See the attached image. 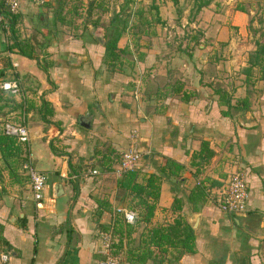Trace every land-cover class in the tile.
Listing matches in <instances>:
<instances>
[{
    "label": "crops",
    "instance_id": "1",
    "mask_svg": "<svg viewBox=\"0 0 264 264\" xmlns=\"http://www.w3.org/2000/svg\"><path fill=\"white\" fill-rule=\"evenodd\" d=\"M19 4L20 36L37 57L0 52V66L6 61L20 84L17 94L0 87L14 100L0 99V124L27 126L22 147L47 187L33 199L26 162L17 155L5 163L0 153V264H98L106 229L119 264H264V79L246 68L261 38H163L152 22L138 30L134 18L111 58L102 38L109 21H86V6L77 17L86 30L63 26L44 38L31 21L39 4ZM130 147L140 154L137 181L157 174L160 186L150 220L127 229L115 208L137 197L115 170ZM238 167L247 206L228 213L208 194ZM186 222L193 239L183 244Z\"/></svg>",
    "mask_w": 264,
    "mask_h": 264
},
{
    "label": "trees",
    "instance_id": "2",
    "mask_svg": "<svg viewBox=\"0 0 264 264\" xmlns=\"http://www.w3.org/2000/svg\"><path fill=\"white\" fill-rule=\"evenodd\" d=\"M76 1L77 0H72V3L69 4L67 0H43L42 3L39 4L41 9L38 8L39 10L37 9L34 13V18L31 19L33 24H35V29L42 32L44 38H56L63 26L75 28L78 26L77 17L81 15L80 9H82L83 6L87 7V11L90 10L88 14H90L94 8H100L103 11L107 9L104 0H88L86 3L84 2L85 4H83L81 0H78L79 3H76ZM130 1L131 0H125V4H128ZM194 1L196 11H198L200 8L210 4L212 0ZM19 8L20 4L15 12L10 10L7 6L2 8V18L0 21V52L15 48L17 52L27 57L36 58V50L30 37L20 36L17 27L18 15H20ZM140 12V10H135L134 14H140ZM47 13L48 16L43 17V15ZM128 15L129 12L124 14V12L120 11L102 27V38L106 54L111 58H114L116 55L117 42L125 31ZM97 23L98 20H95L93 24L96 26ZM195 35L193 38H199V36ZM259 38L261 39L256 41V48L249 52L248 65L246 68L251 69L253 66H256L259 73L258 77L264 79V31L261 32ZM8 66L9 64H7L6 61L0 66V79L9 77L17 78V74L13 72V70L7 72ZM0 99L14 101L13 98H10L8 95L4 94L3 96L2 92L0 93ZM46 103V101H43V104ZM46 112L51 113L52 110L47 108ZM227 113L226 110H223V114ZM22 146L23 144L18 141L17 136L6 132L4 125L0 124V153L3 161L8 163L10 162L11 157L19 155V157L21 156L22 163L27 162V148L26 146H24V148ZM22 153H24V155H22ZM8 167L10 174L13 173L14 171L11 170L10 166ZM138 169L139 168L136 167L123 171L117 182L119 186L129 189L131 192L133 191L134 197H137V200L128 205L131 208L136 209L138 214L136 219L148 221L153 215L156 206V201L159 195L160 177L157 174H150L147 177L146 182H138ZM140 206L143 207L142 211L139 209ZM117 221L125 223L127 229H129V226L131 225V223L124 222L121 218H117ZM182 229L184 231L182 243L186 244L192 241L193 233L187 222L184 223ZM112 247V252L118 254L120 248L119 245L115 243Z\"/></svg>",
    "mask_w": 264,
    "mask_h": 264
},
{
    "label": "rangeland",
    "instance_id": "3",
    "mask_svg": "<svg viewBox=\"0 0 264 264\" xmlns=\"http://www.w3.org/2000/svg\"><path fill=\"white\" fill-rule=\"evenodd\" d=\"M67 1L72 3V0ZM81 1L85 4L88 0ZM104 3L110 11L103 13L100 8H95L89 19L85 16L86 21L98 20L100 26L106 24L125 0H104ZM122 10L124 14L129 12L127 27L134 18L137 19L138 30L148 28L150 23H147L152 22L153 28L158 29L163 38H190L193 33L199 38H259L264 31V0H212L198 11L194 0H131ZM134 10L141 12L134 14ZM237 11L241 13L235 19ZM162 17L168 23L157 21ZM190 20L193 22L188 24ZM77 22L79 28L76 31L89 27L84 17L78 18ZM177 41L171 39L170 45L176 46Z\"/></svg>",
    "mask_w": 264,
    "mask_h": 264
},
{
    "label": "built area",
    "instance_id": "4",
    "mask_svg": "<svg viewBox=\"0 0 264 264\" xmlns=\"http://www.w3.org/2000/svg\"><path fill=\"white\" fill-rule=\"evenodd\" d=\"M40 4L43 0H33ZM20 0H0V21L2 18V8L7 6L13 12L17 11ZM0 87L10 93L17 94L20 90V84L17 79H4L0 82ZM6 132L15 134L22 144L29 140V131L24 123L6 122L4 124ZM140 154L132 147L124 150L120 154L119 166L115 173L120 176L123 171L136 168ZM26 173L32 198L40 200L43 197L44 190L47 187L46 175L43 171L34 166L30 161V156L25 163ZM96 172V170H92ZM209 197L223 211L236 213L245 210L247 206L248 190L245 171L238 167L230 172L222 184H220L214 193H209ZM119 217L127 223H132L136 219L135 209L129 206L119 205L115 208ZM102 242L100 252L103 257L99 259L98 264H119L120 256L112 252L111 231L106 229L101 231ZM5 257V254H3Z\"/></svg>",
    "mask_w": 264,
    "mask_h": 264
},
{
    "label": "water",
    "instance_id": "5",
    "mask_svg": "<svg viewBox=\"0 0 264 264\" xmlns=\"http://www.w3.org/2000/svg\"><path fill=\"white\" fill-rule=\"evenodd\" d=\"M52 187L55 191V195H59L62 193V188H63V185L61 182H55L52 184ZM196 217H197V214L195 215V218L194 219H190V222L192 223V225L194 224L195 225V220H196Z\"/></svg>",
    "mask_w": 264,
    "mask_h": 264
}]
</instances>
